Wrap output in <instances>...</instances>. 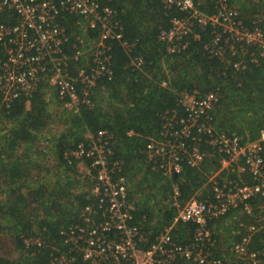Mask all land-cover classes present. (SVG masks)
Masks as SVG:
<instances>
[{
	"label": "trees",
	"instance_id": "obj_1",
	"mask_svg": "<svg viewBox=\"0 0 264 264\" xmlns=\"http://www.w3.org/2000/svg\"><path fill=\"white\" fill-rule=\"evenodd\" d=\"M196 1L202 11H214L212 0ZM230 3L239 10L238 19L244 26L252 28L258 21L264 28V0ZM102 4L116 10L124 39L135 47L131 52L119 41H107L113 75L98 79L90 94L92 107L84 105L74 112L63 108L47 79L32 96H21L9 107L0 99V243L4 238L11 241L7 251L0 249V264H48L51 246L28 252L21 236L40 235L47 242L61 243L63 228L84 223L85 206L95 203L90 191L93 179L82 176V165L69 162L65 155L90 133L105 130L112 136L110 161L123 163L121 173L130 184L128 199L135 204L133 223L150 234L151 242L177 214L171 198L174 186L179 187L182 202L192 197L212 202L216 196L210 178L217 172L221 186L225 178L238 180L239 175L246 183L253 182L245 168L220 171L222 157L208 143H203L207 156L198 167L186 165L180 174L165 177L149 160L147 145L159 135L166 113L184 114L179 99L195 90L219 91L220 100L211 111L217 131L239 135L244 141L258 139L264 131V61L247 60L245 68L236 70L233 62L242 57L229 55L232 63L228 65L210 53L206 46H213V29L198 24L187 47L170 54L159 39L160 31L172 25L173 17L185 13L169 10L163 0H102ZM15 20L12 16L11 21ZM58 21L70 38L65 50L72 56L71 74L77 76L95 50L89 48L98 44L100 30L76 14H63ZM77 47L89 51L76 60ZM135 56L144 59L141 68L132 65ZM77 87L81 93L80 82ZM250 204L255 216L239 205L208 221L209 252L224 264L246 263L236 257L233 245L248 233L242 223L249 225L264 214V197L253 198ZM197 227L195 222H177L172 230L174 240L189 245ZM250 248L264 259V230L252 234ZM13 251L18 252L16 257H11Z\"/></svg>",
	"mask_w": 264,
	"mask_h": 264
},
{
	"label": "built area",
	"instance_id": "obj_2",
	"mask_svg": "<svg viewBox=\"0 0 264 264\" xmlns=\"http://www.w3.org/2000/svg\"><path fill=\"white\" fill-rule=\"evenodd\" d=\"M163 1L169 10L175 8L185 13L183 17H173L172 25L160 31L159 39L166 44L168 53L185 49L188 37L194 34L198 24L213 29V46H206L210 53L228 65L232 63L229 55L242 57L233 62L236 70L245 68L247 60L257 64L264 61V28L258 21L252 28L244 26L238 19L239 10L230 0H212L213 12L202 11L196 0ZM68 13L83 16L89 20L91 28L100 30L99 42L89 48L95 50L86 66L78 69L77 76L71 74L72 56L65 50L70 38L58 21L61 15ZM12 16L16 18L14 22ZM195 36L200 38L198 33ZM108 40L119 41L131 52L135 47V43L124 39L116 10L103 5L102 0H0L2 103L9 107L21 96H32L38 84L47 79L63 102V108L74 112L84 105L92 107L90 94L98 79L101 76L111 79L113 75L109 67ZM86 52L77 47L75 59ZM143 64L140 56L132 59L135 68ZM78 82L82 85L81 93ZM219 100L218 90L183 93L179 105L184 114L173 111L163 116L159 135L152 137L147 145L149 160L163 176L172 177L180 174L186 165L198 167L207 156L203 143H208L222 157L220 171L237 168L241 172L245 168L252 176V183H246L239 175L238 180L225 178L221 186L217 172L210 178L216 196L212 202L196 197L182 202L179 187L174 186L171 198L177 214L171 225L151 242L150 234L133 223L135 204L128 199L130 184L121 173L123 163L110 161L114 153L112 136L105 130L90 133L86 141L65 155L69 162L76 160L82 165L79 166L82 176L93 179L90 191L95 203L85 206L84 223L63 228L61 243L47 242L40 235H22L25 251L35 253V248L51 246L48 264H224L222 258L209 252L208 221L239 205L255 216L250 200L264 197V131L258 139L248 141L239 135L217 131L211 111ZM179 221L198 224L189 245L179 244L173 238L172 230ZM242 225L248 233L234 243L236 257L246 261L245 264H264L261 253L250 248L252 234L264 230V214L253 223Z\"/></svg>",
	"mask_w": 264,
	"mask_h": 264
},
{
	"label": "rangeland",
	"instance_id": "obj_3",
	"mask_svg": "<svg viewBox=\"0 0 264 264\" xmlns=\"http://www.w3.org/2000/svg\"><path fill=\"white\" fill-rule=\"evenodd\" d=\"M58 127H59V125H58ZM10 244V246H11V241L8 239V238H4L3 240H2V242L0 243V249H1V251L3 252V251H7L8 250V245ZM18 255V252H16V251H13L12 253H11V257H16Z\"/></svg>",
	"mask_w": 264,
	"mask_h": 264
}]
</instances>
